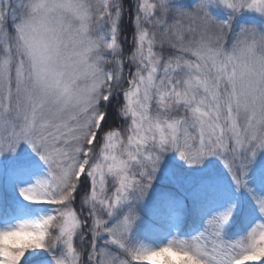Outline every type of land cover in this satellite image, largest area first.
Wrapping results in <instances>:
<instances>
[{"label":"snow or ice","instance_id":"1","mask_svg":"<svg viewBox=\"0 0 264 264\" xmlns=\"http://www.w3.org/2000/svg\"><path fill=\"white\" fill-rule=\"evenodd\" d=\"M210 2L201 0L191 11L173 7L171 0L135 2L134 47L125 55L120 43L124 0H0L5 55L0 61V110L5 132L12 125L0 154L15 150L21 141L31 145L49 176L21 195L57 206L54 215L39 222L0 231V264H21L30 251L35 254L25 264H45L44 252L35 250L57 247L61 254L53 257L54 264H129L107 251L109 245L136 262L152 257H164L163 264L264 260V223L246 238L229 242L222 235L227 213L208 220L205 231L191 240L147 251L126 247L129 216L106 226L133 190L150 186L158 152L175 150L190 164L220 157L243 184L244 169L264 150V34L257 40L255 30L242 29L229 48L230 25L210 16ZM221 2L234 11L264 14V0ZM165 17L212 25L214 41H206L202 33L199 41L170 45L185 55L166 54L162 42L157 51L149 26L155 30ZM116 96H122L116 111L126 126L107 125V108ZM189 129H198V136ZM84 182L90 187L78 210L73 202ZM84 207L88 219L83 218ZM259 208L264 213V200ZM88 220L91 225L84 232ZM209 228L210 241L205 236ZM103 235L108 240L98 246ZM77 239L87 240L88 247L78 250ZM237 249L242 251L234 255Z\"/></svg>","mask_w":264,"mask_h":264},{"label":"rangeland","instance_id":"2","mask_svg":"<svg viewBox=\"0 0 264 264\" xmlns=\"http://www.w3.org/2000/svg\"><path fill=\"white\" fill-rule=\"evenodd\" d=\"M13 2L15 3L16 0ZM92 2H96V0H92ZM135 2L159 4L160 0H124L127 10L120 22V43L125 55L134 47L132 16L135 12ZM200 2L201 0H171L172 6L181 11H191ZM208 11L217 22L230 25L226 37L229 48L242 29L255 30L258 33L257 40H259V34H264V14L247 8L234 11L227 8L221 0H211ZM161 28L163 31L160 30ZM178 29L180 30L179 33ZM149 30L150 35L156 36L157 51H160L162 42L166 54L174 53L175 55L185 54L176 52L175 49L171 48L172 43L179 46L180 43L188 44L192 41H199L202 33L206 41H214V33L216 32L212 25L198 27L195 21H190L188 18L180 20L170 17H165V22L158 25L155 30L150 25ZM2 49L3 38L0 35V61L5 58ZM185 58L194 59V57L187 55ZM123 71L127 74L128 68L125 67ZM122 103V96L112 98L110 107L107 108L106 121L108 126H126L127 121L116 111V108ZM7 127L8 131L5 132L3 113L0 110V144H3L7 136L11 135L12 125L10 122ZM189 132L193 136H198V129H189ZM121 138L126 143V136L123 132ZM152 155L155 156L156 153L153 152ZM157 155L156 171L152 173L150 186L142 191L133 190L129 194L128 200L123 202L107 220L106 226L110 228L121 222L125 216L132 219V225L125 241L127 248L138 251L156 250L173 241L191 240L205 231L208 217L210 220L225 213L229 215V219L223 225L222 235L229 242L246 238L252 228L257 224L264 223V213L259 208V201L264 200V150L258 151L253 162L244 169V174L241 176L244 181L243 184H238L234 180L232 173L226 167L227 162L222 161L220 157L209 156L190 164L181 159L175 150H164L158 152ZM48 176L47 164L41 159L40 154L25 141H21L15 150H8L0 154V231L11 230L21 223H36L56 213V205L30 202L21 195L23 189L34 186L38 181L46 180ZM219 180L225 188L233 192L232 201L225 205L216 206L214 209L207 207L206 214L203 215L206 220L205 226L197 227L191 234L182 232L183 226L193 210L192 195ZM89 187L90 185L84 182L77 190L73 206L78 210L81 209L82 197L87 194ZM87 212L88 209L84 207V219H88ZM90 225L91 220H88V224L82 231L87 232ZM210 232L211 228L205 233L209 241L211 240ZM257 239H259V230ZM107 240V235L99 237L98 246H104ZM74 243L78 250V246L88 247L87 240L81 243L77 239ZM209 247H211L210 244ZM106 250L118 255L121 260L129 262V264H163L164 260V257H152L148 261L136 262L131 261L129 254L123 253L115 246L109 245ZM35 251L44 252L47 257L45 264H54L53 257H58L61 254L60 247L51 251ZM241 251V249H237L234 255ZM34 254L31 251L26 253L21 264L31 260ZM165 255L176 259L172 253ZM245 264H264V260L250 259L245 261Z\"/></svg>","mask_w":264,"mask_h":264},{"label":"trees","instance_id":"3","mask_svg":"<svg viewBox=\"0 0 264 264\" xmlns=\"http://www.w3.org/2000/svg\"><path fill=\"white\" fill-rule=\"evenodd\" d=\"M255 183V182H253ZM234 198L233 192L225 188L219 180L217 183L207 186L203 190L192 195V212L183 226L185 234H191L197 227H204L206 220L203 215L206 214L207 207L214 209L216 206L225 205ZM206 207V208H205ZM210 217L207 218L209 220Z\"/></svg>","mask_w":264,"mask_h":264},{"label":"clouds","instance_id":"4","mask_svg":"<svg viewBox=\"0 0 264 264\" xmlns=\"http://www.w3.org/2000/svg\"><path fill=\"white\" fill-rule=\"evenodd\" d=\"M185 264H194V262L189 260V261H186Z\"/></svg>","mask_w":264,"mask_h":264}]
</instances>
